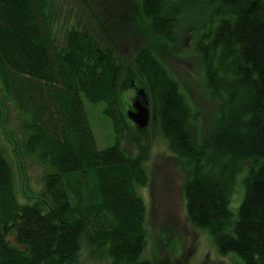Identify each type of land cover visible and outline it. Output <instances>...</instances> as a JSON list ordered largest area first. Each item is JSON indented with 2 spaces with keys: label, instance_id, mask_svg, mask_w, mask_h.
Instances as JSON below:
<instances>
[{
  "label": "trees",
  "instance_id": "obj_1",
  "mask_svg": "<svg viewBox=\"0 0 264 264\" xmlns=\"http://www.w3.org/2000/svg\"><path fill=\"white\" fill-rule=\"evenodd\" d=\"M134 2L147 30L172 50L182 22L193 23V55L216 104L205 129L153 45L134 55L149 129L184 173L187 220L218 254L264 264V0ZM101 4L105 10L107 0ZM100 15L89 0H0V125L9 108L17 119L16 130L2 132L13 139L11 157L0 146V264H80L84 246L109 264H164L143 257L139 190L150 181L149 150L137 134V152L122 143L131 129L128 110L119 109L127 63ZM84 101L105 104L114 145L97 147ZM23 161L43 173L41 189L25 188L20 202L14 177Z\"/></svg>",
  "mask_w": 264,
  "mask_h": 264
},
{
  "label": "rangeland",
  "instance_id": "obj_2",
  "mask_svg": "<svg viewBox=\"0 0 264 264\" xmlns=\"http://www.w3.org/2000/svg\"><path fill=\"white\" fill-rule=\"evenodd\" d=\"M89 1L101 14L102 21L113 36L121 57L126 59L127 67L120 81L122 100L120 111L122 113H126L127 110L134 111L133 103L140 98L138 92L141 88L135 79L131 64L138 50L149 44L153 45L159 60L166 64L180 83L182 92L191 106L199 112L200 122L206 129L216 104L206 94L202 73L194 57V37H197V30L194 29L193 23L188 19L182 22V30L178 33V46L172 50L161 37L147 30L134 0H107L105 10L101 9L104 0ZM181 53L185 56L183 57ZM84 106L97 147L103 149L114 145L116 134L112 118L103 111L105 104L92 105L84 101ZM8 111L11 112L9 122L3 127L0 125V146L11 157L12 145L9 141L13 139L2 132L8 131L9 128L16 130L17 119L13 108H9ZM128 121L127 126L131 129L130 132L126 130L123 133L124 147L133 153L137 152L136 142L132 141L131 137L137 134L141 136V141L149 150L146 165L150 181L146 187L139 190L147 209L148 244L143 257L162 260L164 264H236V260L240 259L239 256L233 260L229 255L218 254L210 237L205 232L192 227L187 220L181 189L184 173L178 159L168 150L165 140L156 135L153 129H149V126L138 132L136 129L139 128L131 120ZM23 163L25 165L23 173L19 175L15 170L14 177L15 192L20 202H24L21 196L24 195L25 188L35 191L41 189L40 181L43 173L41 167L28 161ZM240 190L244 194L242 187L237 189L238 192L233 195L229 204L234 212L242 200ZM80 264H109V261L106 257L101 260L92 259L89 250L84 246L80 255Z\"/></svg>",
  "mask_w": 264,
  "mask_h": 264
},
{
  "label": "water",
  "instance_id": "obj_3",
  "mask_svg": "<svg viewBox=\"0 0 264 264\" xmlns=\"http://www.w3.org/2000/svg\"><path fill=\"white\" fill-rule=\"evenodd\" d=\"M140 98L133 103L134 111H128L127 116L139 129L143 130L149 125L150 112L143 92H138Z\"/></svg>",
  "mask_w": 264,
  "mask_h": 264
}]
</instances>
